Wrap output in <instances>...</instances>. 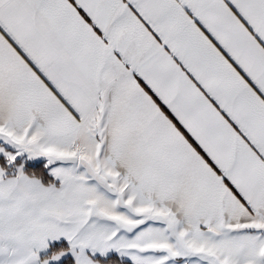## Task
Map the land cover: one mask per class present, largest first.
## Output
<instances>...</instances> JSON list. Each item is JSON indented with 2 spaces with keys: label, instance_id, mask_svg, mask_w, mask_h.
Segmentation results:
<instances>
[{
  "label": "snow or ice",
  "instance_id": "snow-or-ice-1",
  "mask_svg": "<svg viewBox=\"0 0 264 264\" xmlns=\"http://www.w3.org/2000/svg\"><path fill=\"white\" fill-rule=\"evenodd\" d=\"M0 264H264V0H0Z\"/></svg>",
  "mask_w": 264,
  "mask_h": 264
}]
</instances>
